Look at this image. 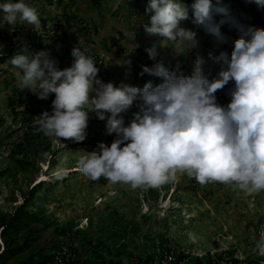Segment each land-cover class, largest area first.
Here are the masks:
<instances>
[{
	"label": "rangeland",
	"instance_id": "1",
	"mask_svg": "<svg viewBox=\"0 0 264 264\" xmlns=\"http://www.w3.org/2000/svg\"><path fill=\"white\" fill-rule=\"evenodd\" d=\"M95 1L64 0L63 6L72 7L69 14L75 16L76 21H93L102 27L111 44L100 46L101 39L97 42V36H94L97 33L92 30L97 49L103 51L99 55L107 64L108 71L121 65V71L109 73L108 77L118 75L125 78L127 83H132L135 75L144 77L145 74L141 76V71H136V68L142 65L152 67L158 61L172 70L179 67L183 75L190 76L198 55L204 59L203 75L211 81L218 78L222 67H227L217 58L225 52L230 59L234 41L241 35L240 28H264V6L254 9L249 5L250 0H212L213 5L219 3L220 8L227 10L224 21L219 18L215 20L216 26L220 27L218 54L211 52L216 51L215 41L209 37V33L201 30V26L194 24L190 16L181 22V27L196 33L198 43L193 48H187V44L180 41H163L158 35L147 34L144 25H150V13L145 11L148 5L145 0H136L142 12L130 20L132 24L121 13L126 11L122 6L134 0ZM24 2L37 9L40 28L43 23L42 7H45L50 18L56 20L57 15V18H65L64 8L59 4L49 7L46 6L47 0ZM182 2L189 8L194 0ZM0 3L4 2L0 0ZM2 17L3 12L0 11V30L7 32L15 29L16 32L0 39V216L10 219L18 210L27 215L29 227L12 236L8 242L15 239V247L24 246L27 239L30 242L27 249L4 261L7 240L0 228V264H28L27 261H36L40 253L71 255L75 259L71 264H80L87 256L92 241L105 243L124 264H136L139 257L146 259L147 255L156 257L158 249L164 245L195 253L209 252L227 245L234 253L242 249L248 258L260 253L263 248L258 245L264 242V192L246 195L235 185L220 182L201 185L186 174L173 183L135 189L128 184L112 183L103 176L93 180L83 174L78 166L79 159L87 155L86 152L98 151L100 141H94L87 131L82 142L52 137L39 150L26 149L24 154L16 156L13 150L17 144L24 142L28 123L24 122L22 114L14 116L9 106L8 99L20 95H13L18 85V70L10 59L20 52L22 43L26 42L29 54L48 51L58 61L60 69L66 68L72 45L76 44L73 40L76 34L67 30L58 40V45L51 41L40 42L32 35L34 28L31 25L19 21L9 25ZM17 29L21 31L17 32ZM154 44L159 54L152 60L146 49ZM135 49H140L145 58L141 61L132 59L129 55ZM213 54L217 55L216 58L211 57ZM126 60L131 61L130 66L124 63ZM127 66L130 69L123 71L122 68ZM146 81L151 80L147 77ZM109 82L113 83L110 77L106 83ZM152 83L159 85L162 80ZM234 88V81L222 88L228 104ZM137 103L130 109L134 110ZM27 108L26 102L18 109L27 111ZM89 115L95 113L89 112ZM91 124L94 123L89 119L88 125ZM111 135L113 139L117 138L115 133ZM43 175L47 176V180L38 183L37 180ZM39 187L31 196L30 193ZM38 219H44L47 224L37 222ZM64 229H67L65 236L61 234ZM32 256L35 258L32 259Z\"/></svg>",
	"mask_w": 264,
	"mask_h": 264
},
{
	"label": "clouds",
	"instance_id": "2",
	"mask_svg": "<svg viewBox=\"0 0 264 264\" xmlns=\"http://www.w3.org/2000/svg\"><path fill=\"white\" fill-rule=\"evenodd\" d=\"M254 2L264 6V0ZM191 8L192 22L219 37L213 12L224 10L216 8L212 0H194ZM0 11L5 23L19 21L31 25L32 32L43 33L37 9L24 0L0 3ZM145 11L153 13L150 25H144L147 34L186 43L187 48L197 46L196 33L181 27L189 19V11L180 0H149ZM97 25L84 20L53 23L57 28L48 31L50 37L58 35L60 40L67 30L76 34L66 68L60 69L48 51L29 54L26 42L10 59L18 70L21 89L27 88L41 100L55 96L52 111L36 116L38 130L45 136L77 142L85 140L87 131L94 141L99 140L98 151L86 152L78 161L80 171L93 180L103 176L135 189L173 183L186 174L201 185L220 182L234 184L246 195L264 192V28L241 27L230 59L225 52L217 58L227 67L211 81L203 75L204 59L198 55L190 76L158 61L152 67L142 66L140 75L147 73L143 78L135 75L132 83L121 78L125 82L116 87L118 83H106L111 72L96 51L91 31L97 33V42L103 31ZM91 44L95 45L91 54L102 62L99 68L82 49ZM138 51L142 57L135 59L132 53ZM146 52L152 60L159 54L155 44ZM130 53L136 61L145 58L140 49ZM124 63L130 65L131 61ZM161 80L159 85L152 83ZM230 81L235 88L228 104L222 88ZM139 101L140 110L138 103L131 110ZM128 113L134 114L132 120L126 118ZM89 119L94 124L88 125ZM258 247L264 248V242Z\"/></svg>",
	"mask_w": 264,
	"mask_h": 264
},
{
	"label": "trees",
	"instance_id": "3",
	"mask_svg": "<svg viewBox=\"0 0 264 264\" xmlns=\"http://www.w3.org/2000/svg\"><path fill=\"white\" fill-rule=\"evenodd\" d=\"M2 1L4 3H7L6 0H2ZM63 1L64 0H47L46 6L54 7L56 4H59V6H63L64 4ZM145 1L149 3V0H145ZM180 2L183 3L182 0H180ZM129 4L126 6H122L125 8L124 10L126 11L125 12L122 11L121 15L123 14V16H126V21L132 24L130 20L135 19L136 17L134 16H138V14L142 12L141 11L142 7L136 2V0L130 2ZM218 4H215L214 6L218 9H223L224 11L213 12V23L215 25L217 24L215 23V20H217V18H219L222 21L226 19V15L224 12H227V10H225V8H220ZM249 5H251L254 9H258L260 7L257 3L254 2V0H250ZM62 8H64V12H65L63 14V16H65V18H63L64 20L61 18H57L59 17L58 15L55 20L53 18H50L48 13H46L45 11V7H42L40 12H41V19L43 20L42 23L43 28L40 31H43V33L39 35V31L38 33L32 32V35L34 36L35 39L39 40L40 42L51 41L55 45L59 44L58 35H54L51 37L48 35L49 30L54 31L55 28H57L56 26H53V23L59 24L60 21L64 23H68V22H74L76 20L75 16L69 14V11L72 10V7L63 6ZM188 11H189V16L193 18L192 8L189 7ZM152 14L153 13H150V16ZM48 25L50 26L49 29H47ZM201 30L205 31L203 27H201ZM223 30L226 31L225 27ZM207 33H209L208 34L209 37H211L215 41L214 47L216 48V51L211 50V52L213 53L217 52L219 54L220 46H218L219 43L217 42L218 36L212 34L211 32H207ZM216 56L217 55L213 54L211 57L216 58ZM18 93H20L18 97L17 96L15 98L13 97L11 99H8V101H9V106L12 107L11 110L13 115L19 116L22 114L24 116V122L28 123V132L23 137L24 142L17 144L16 148L13 150L16 156H21L22 154H24L26 149L28 150L33 149L35 151L39 150L43 143L48 142L52 138L49 136H45L41 131L38 130V126L35 124V120L37 118L36 116L41 115L44 111H48V112L52 111V101L54 100L55 96L54 94H50L46 100H41L37 97L36 94L31 93L30 90H28L27 88L21 89L19 88L18 85H16V87L14 88L13 95H16ZM26 102L28 103L27 111H19L18 108L25 105ZM220 102L224 105V107H227L224 97L220 98ZM140 103L142 102L141 101L138 102L137 111L140 110L139 109ZM232 186H234V184H232ZM39 189L40 187L38 189L33 190L30 193V195L31 196L34 195ZM37 222L43 223L44 225L47 224V222L44 221V219H38ZM28 227H29V223H28L27 215H25L23 212L19 210L10 219H6L0 216V228L3 229L2 234L4 238L7 240L6 248L5 251L3 252L7 254L3 256L4 261H7L8 260L7 258H9V256L14 257L18 255L24 248L25 249L28 248L30 239H27L25 241V245L20 247H15V239L8 242V240H10L12 236L14 237L17 236ZM66 230L67 229H64V232L61 233L63 236L66 235ZM90 246L91 247L88 250L87 256L80 261V264H124L123 261L119 258V255L115 254L114 251H112L111 249H108L105 243L103 242L94 243V241H92ZM31 258L34 259L35 256H32ZM59 259H61L62 262H64L65 264H71V263H66L65 255L61 256L60 254L58 255L56 253L51 255L40 253L39 255H37L36 261H27V262L28 264H60ZM154 259L155 256L152 255L150 256L147 255L146 259H144L143 257H139L136 264H153ZM197 264H201V263L198 262Z\"/></svg>",
	"mask_w": 264,
	"mask_h": 264
},
{
	"label": "built area",
	"instance_id": "4",
	"mask_svg": "<svg viewBox=\"0 0 264 264\" xmlns=\"http://www.w3.org/2000/svg\"><path fill=\"white\" fill-rule=\"evenodd\" d=\"M14 33V30L10 32H5L0 30V39L8 36V34ZM95 45L91 44L89 48L82 49L85 51L87 56H90L96 63V67L102 66V62L95 55H92L90 49L94 48ZM135 59H140L142 57L141 52L132 53ZM71 63L69 64L71 66ZM104 70L102 69L101 72ZM216 95V93H215ZM133 113H128L126 118L128 120L133 119ZM95 120V118H92ZM111 142L109 143V146ZM158 255H156L153 264H264V248L260 250V253L256 257L248 258L243 250H237L234 253L227 245H221L220 249H214L209 252L199 251L198 253L186 251L178 247L164 246L158 249ZM66 263L75 262L74 257L71 255H66ZM60 264H65L59 259Z\"/></svg>",
	"mask_w": 264,
	"mask_h": 264
},
{
	"label": "crops",
	"instance_id": "5",
	"mask_svg": "<svg viewBox=\"0 0 264 264\" xmlns=\"http://www.w3.org/2000/svg\"><path fill=\"white\" fill-rule=\"evenodd\" d=\"M101 38H98V39H101L100 41V43H101V45L100 46H104V44H105V46H108V45H110L111 43H110V41H109V38L105 35V33H104V31H102V34H101V36H100ZM103 40V41H102ZM106 40V41H105ZM103 44V45H102ZM130 48H132L133 46H129ZM107 48V47H106ZM100 50V49H99ZM98 49H96V51L98 52V53H102L103 51L101 50V51H99ZM130 66V65H129ZM134 66H136V65H134ZM142 66H144V65H142ZM121 65H119V66H117L115 69H112L110 72L112 73V74H114L113 72H117L116 70H120L121 71ZM125 68H127L128 70L130 69L128 66L127 67H123L122 68V70L123 71H127V69H125ZM142 67L141 68H136V71H141L142 72ZM122 71V72H123ZM136 71H134V72H136ZM133 72V73H134ZM145 74H147V73H145ZM111 79H112V81H113V83H118L117 84V87H119V86H121L122 84H123V80L121 79V77L120 76H118V75H113V76H111ZM120 83V84H119ZM95 95V94H94ZM136 103V102H135Z\"/></svg>",
	"mask_w": 264,
	"mask_h": 264
},
{
	"label": "bare ground",
	"instance_id": "6",
	"mask_svg": "<svg viewBox=\"0 0 264 264\" xmlns=\"http://www.w3.org/2000/svg\"><path fill=\"white\" fill-rule=\"evenodd\" d=\"M79 170H80V169H79ZM45 180H47V176L43 175L41 178H39V179L37 180V182L40 183V181H45Z\"/></svg>",
	"mask_w": 264,
	"mask_h": 264
}]
</instances>
